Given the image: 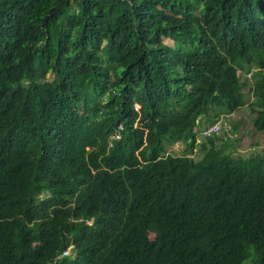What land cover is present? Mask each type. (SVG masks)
<instances>
[{"label":"trees","instance_id":"obj_1","mask_svg":"<svg viewBox=\"0 0 264 264\" xmlns=\"http://www.w3.org/2000/svg\"><path fill=\"white\" fill-rule=\"evenodd\" d=\"M241 109L264 0H0V264H264V156L202 135Z\"/></svg>","mask_w":264,"mask_h":264},{"label":"rangeland","instance_id":"obj_2","mask_svg":"<svg viewBox=\"0 0 264 264\" xmlns=\"http://www.w3.org/2000/svg\"><path fill=\"white\" fill-rule=\"evenodd\" d=\"M166 44H171L169 40L164 41ZM253 71L251 72L250 79L247 78L246 74H239L241 81L247 80L252 81ZM244 75V76H243ZM250 100V99H249ZM224 120L229 123V127L239 123L238 129L232 131L231 139L222 141L223 145L227 142L226 151L233 157H249V156H264V131L256 132L252 126V116L247 114L244 109L238 110L234 114L224 115ZM202 139H199L200 143ZM168 150L174 155H180L183 151L181 143L174 144L168 147Z\"/></svg>","mask_w":264,"mask_h":264},{"label":"clouds","instance_id":"obj_3","mask_svg":"<svg viewBox=\"0 0 264 264\" xmlns=\"http://www.w3.org/2000/svg\"><path fill=\"white\" fill-rule=\"evenodd\" d=\"M254 72V70H252ZM251 71V72H252ZM251 72L249 74H247V78H250L251 77ZM140 109L139 105L138 104H134L133 106V110L135 112H138ZM224 114H221L219 116V118L213 123V124H209V125H206L204 128L202 126V129H203V132H202V135H203V138H207V137H215V136H223V139L224 140H228V139H231V137L233 136L232 135V131H231V127H229V123L224 120ZM221 121L223 125H226V129L222 128L220 131L218 132H214V131H208L210 129V127L212 125H214L215 123ZM123 131V126L122 125H119L112 133L111 135L109 136V141H108V147H112L113 143L116 142V141H119L121 140V133ZM202 139V138H201ZM177 143H180V142H177ZM175 143V144H177ZM199 143V142H198ZM201 143V142H200ZM199 143V144H200ZM228 143V142H227ZM174 145V144H173ZM181 145L183 146V144L181 143ZM172 146V145H171ZM183 150H184V146H183ZM183 152V151H182ZM182 152L180 155H174L172 154L168 148H167V157H179L182 155ZM198 150L195 149L192 153H187V157L188 158H191V159H194L197 155H198ZM70 248H68L66 251H64L61 255V257L63 256H68L70 254V251H69Z\"/></svg>","mask_w":264,"mask_h":264},{"label":"built area","instance_id":"obj_4","mask_svg":"<svg viewBox=\"0 0 264 264\" xmlns=\"http://www.w3.org/2000/svg\"><path fill=\"white\" fill-rule=\"evenodd\" d=\"M222 128L226 129V125H223L222 122L219 121V122L215 123L214 125H212L208 131L218 132Z\"/></svg>","mask_w":264,"mask_h":264}]
</instances>
